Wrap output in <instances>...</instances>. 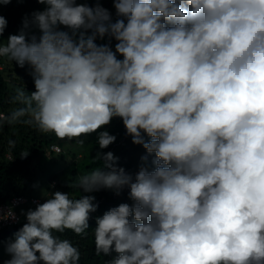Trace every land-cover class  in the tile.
<instances>
[{
  "label": "clouds",
  "instance_id": "clouds-1",
  "mask_svg": "<svg viewBox=\"0 0 264 264\" xmlns=\"http://www.w3.org/2000/svg\"><path fill=\"white\" fill-rule=\"evenodd\" d=\"M39 3L0 42L36 89L16 90L8 122L27 116L80 144L96 133L103 150L116 136L101 129L119 118L147 154L133 176L97 152L99 166L74 181L89 195L55 191L23 212L5 264H80L54 233H86L102 189L132 201L95 219L97 255L117 254L107 264H264V0H115V22L99 4ZM0 220H17L14 208Z\"/></svg>",
  "mask_w": 264,
  "mask_h": 264
},
{
  "label": "trees",
  "instance_id": "trees-1",
  "mask_svg": "<svg viewBox=\"0 0 264 264\" xmlns=\"http://www.w3.org/2000/svg\"><path fill=\"white\" fill-rule=\"evenodd\" d=\"M83 1L90 7H95L96 4L94 3L97 2V0ZM101 1L102 7L111 13L113 22L121 18L117 16L114 8L115 0ZM46 7V5L40 4L39 0H11V3L6 6L0 4V16L7 20V28L3 35L0 36V42H6L10 35L19 34L25 18L31 19L34 12L44 11ZM30 34L39 36L40 33L37 29H32ZM96 42L97 44L107 43V38L104 40L98 38ZM114 44L115 41H113V47ZM0 62H3L5 69L14 68L13 71L0 72V114L5 115V118L1 120L2 127L0 129V204L9 201L15 196L27 198L42 197L40 193L35 192L37 186L44 189V194L46 195L55 191L70 193L74 197L89 195L88 193L80 192L74 181L80 175L99 166V162L95 161L96 154L99 151L104 153L112 152L118 158V166L123 167L133 176L139 171L142 163L141 157L147 153L142 146L133 144L122 119H113L106 129H101L107 130L111 135L116 136V141L103 150L96 145V133L90 134V139L81 137L80 139L84 140L83 144L77 143V141H69L67 147V140L62 141L52 133H42L34 124L30 125L24 122L28 119L27 116L21 121L9 123L8 117L10 113L19 107L18 104L13 102L16 90L25 87V90L31 93L36 89L32 79L24 76V73L22 74L19 70V65L15 61H10L9 63L7 58H0ZM10 141L15 142L14 146H10ZM52 145L61 147L62 152L51 151L50 147ZM70 145L77 146L75 147V149L78 148L77 151L74 148L71 149ZM82 145L84 147H81ZM25 153H28V155L26 157L22 156ZM79 155H81V159L70 163L61 175H57L52 169H45L43 164L44 160H46L55 167L57 162L67 163L71 159L79 158ZM8 156L11 159H8ZM151 159L152 157L149 158V162ZM41 177L47 179L46 184L42 182ZM38 178L41 181L36 186L35 179ZM69 182L73 183L71 188L69 187ZM128 192L129 190L125 189L119 196L107 189L91 193V195L95 196L99 207L97 212L91 214V219L89 220L90 228L86 233L78 235L69 229H65L62 233H54L61 239L70 240L79 249L81 253L80 264H107L108 261L117 255L114 252L107 256L103 254L97 255L93 230L96 227L95 219L97 216L102 217L106 211L117 207L121 203L131 205L132 201L128 197ZM24 223H26V218L17 227L5 230L0 234V264H4L7 243L15 238V234L23 227Z\"/></svg>",
  "mask_w": 264,
  "mask_h": 264
},
{
  "label": "built area",
  "instance_id": "built-area-1",
  "mask_svg": "<svg viewBox=\"0 0 264 264\" xmlns=\"http://www.w3.org/2000/svg\"><path fill=\"white\" fill-rule=\"evenodd\" d=\"M5 118L4 114H0V129L2 127L1 120ZM50 150L56 153H61L62 148L58 145H52L50 147ZM9 159H11L10 156H8ZM47 197H33V198H27L23 196H15L11 198L9 201L5 203L0 204V210H4L5 212L9 208V206H12L14 208V211L17 216V220H0V234L8 229H13L17 227L25 218L24 215H22L23 212H26L29 209H34L37 204L44 203ZM26 209V210H24ZM1 236V235H0Z\"/></svg>",
  "mask_w": 264,
  "mask_h": 264
},
{
  "label": "rangeland",
  "instance_id": "rangeland-1",
  "mask_svg": "<svg viewBox=\"0 0 264 264\" xmlns=\"http://www.w3.org/2000/svg\"><path fill=\"white\" fill-rule=\"evenodd\" d=\"M76 2H77V4H86V2H84L83 0H76ZM94 4H99V5H101V6H103L102 5V1L101 0H97V2L96 3H94ZM93 4V5H94ZM66 30V29H65ZM3 59H5V58H3ZM3 61V60H2ZM9 63H10V60H9ZM19 70L22 72V74L24 73V76H26L27 78H30V79H32V81H33V78H32V76L30 75V72H31V68H30V66H28V65H26L25 67H23V68H21L20 66H19ZM9 70H14V68L13 67H9L8 69H5V66L3 65V62H0V72H3V71H5V72H8ZM33 83H34V81H33ZM91 138V136L90 135H88V136H86V139H90ZM80 139V138H79ZM63 141V140H62ZM68 145H69V141L67 142V147H68ZM65 146V147H66ZM70 147H71V149H75V147H77V146H72V145H70ZM81 147H84V145H82ZM78 149V148H77ZM77 149H75L76 151H77ZM9 159V158H8ZM81 159V155H79V158H77V159H71V161H68L67 163H63V162H57V164H56V166L55 167H53V164L51 163V162H47L46 160H44V162H43V164H44V167H45V169H47V170H49V169H52L53 170V172H55V173H57V175H61L62 174V172H63V170L65 169V168H67L68 167V165L70 164V163H72L73 161L75 162V161H79ZM51 176V175H50ZM42 178V177H41ZM36 181V186L38 185V183L41 181V180H39V178L38 179H35ZM42 182L44 183L45 182V184L47 183V179L45 178V179H43L42 178ZM35 192L37 193H40V196H42V197H44L46 194H44V189H41L40 188V186H37V188H35ZM42 194V195H41ZM48 194V193H47ZM24 210H26V209H24ZM2 252H3V250H1ZM5 256H4V264H5V261H7V260H9V259H11V256L8 254V252L6 253V254H4Z\"/></svg>",
  "mask_w": 264,
  "mask_h": 264
}]
</instances>
